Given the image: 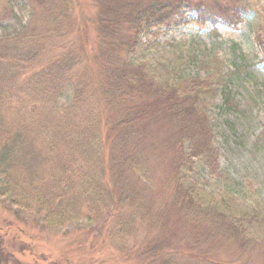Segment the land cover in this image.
<instances>
[{
  "label": "trees",
  "instance_id": "trees-1",
  "mask_svg": "<svg viewBox=\"0 0 264 264\" xmlns=\"http://www.w3.org/2000/svg\"><path fill=\"white\" fill-rule=\"evenodd\" d=\"M74 1L5 0L0 29L7 27L11 14L17 16L16 7L29 6L30 14L38 7L41 17L37 26L0 39V193L50 227L80 220L98 224L103 212L118 209L114 239L120 243L149 219L155 237L142 252L147 264H240L235 258L216 261L211 245L235 241L242 254L250 253L260 246L253 238L246 240L250 221L230 223L232 212L220 220L219 202L213 204L205 192L181 190L171 202L177 206L172 227L164 225L170 218H165L168 203H157L161 209L150 218L144 204L151 177L142 144L157 102L162 103L160 111L185 126L187 148L194 156L205 152L197 147V135L212 129L206 130L209 117L200 97L157 99L165 98L163 86L170 82H160L148 65L132 63L130 57L156 28L246 25L253 15L246 0H93L100 11L89 57L99 67L97 79L85 64L88 47L67 43L74 39V28L79 29ZM253 39L264 60V27ZM43 57L47 63L40 67ZM232 84L223 87L221 112L235 108ZM64 92L71 94L69 103L60 101ZM187 251V257L194 254L191 259L182 257Z\"/></svg>",
  "mask_w": 264,
  "mask_h": 264
},
{
  "label": "rangeland",
  "instance_id": "rangeland-1",
  "mask_svg": "<svg viewBox=\"0 0 264 264\" xmlns=\"http://www.w3.org/2000/svg\"><path fill=\"white\" fill-rule=\"evenodd\" d=\"M93 2L74 1L79 29L74 28L70 33L74 39L67 42L88 47V57L95 50L94 27L100 11ZM5 6V0L0 1L1 15ZM246 7L253 13L246 25L199 27L191 23L175 29L156 28L144 36L130 60L148 65L160 82H170L163 86L165 98L157 99L200 97L203 112L209 117L206 130L212 129L197 135V147L205 152L194 156L193 149L187 148L185 126L160 111L162 103L157 102L142 144L143 160L151 177L144 204L151 211L150 218L161 209L157 203H168L165 218H170L164 225L172 227L177 206L171 202L183 188L199 189L210 196L213 204L219 202L216 213L220 220L232 212L233 218H227L230 223L243 225L250 221L246 240L253 238L260 243L245 255L235 241L211 245L210 256L225 263L235 258L240 264H264V60L261 49L253 45L256 30L264 27V0H246ZM184 9L190 21L192 14ZM15 11L17 16L11 14L4 22L7 27L0 29V39L13 37L22 27L38 25V7L32 14L26 5ZM46 63V57L38 61L40 67ZM85 64L90 68V77L97 79L99 67L94 58L90 56ZM228 83H233L229 91L235 108L221 112L223 87ZM70 98L71 94L64 92L60 101L69 103ZM105 213L98 224L80 220L50 227L30 218L32 215L10 204L7 195L0 193V264H147L142 252L152 245L150 237H155L149 219L139 222L140 229L132 237L125 235L120 243L114 239L118 209ZM187 254L182 257L194 256Z\"/></svg>",
  "mask_w": 264,
  "mask_h": 264
}]
</instances>
